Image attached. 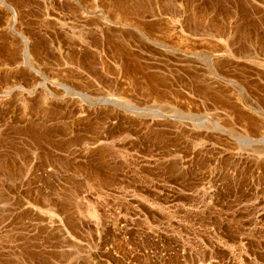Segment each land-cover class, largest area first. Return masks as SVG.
Segmentation results:
<instances>
[{
	"label": "rangeland",
	"instance_id": "obj_1",
	"mask_svg": "<svg viewBox=\"0 0 264 264\" xmlns=\"http://www.w3.org/2000/svg\"><path fill=\"white\" fill-rule=\"evenodd\" d=\"M263 48L264 0H0V264H264Z\"/></svg>",
	"mask_w": 264,
	"mask_h": 264
},
{
	"label": "bare ground",
	"instance_id": "obj_2",
	"mask_svg": "<svg viewBox=\"0 0 264 264\" xmlns=\"http://www.w3.org/2000/svg\"><path fill=\"white\" fill-rule=\"evenodd\" d=\"M110 3V2H109ZM114 3V2H113ZM77 5V4H76ZM111 5V4H110ZM109 8V10L107 11V14L109 15V17L106 15V12H105V10L103 9V12H102V14L103 15H101L100 17L102 18V20H104L105 22H114L115 24L116 23H119V24H127V26H128V24L130 23L129 21H127V19H125V16H123L122 15V12H120V10H122L121 8H120V10L117 8V7H108ZM194 16V15H193ZM130 20V19H129ZM153 25V24H152ZM130 26L132 27H134L135 29H136V31H138L140 34L139 35H141L142 37H147L143 32H142V29L139 27V26H137V25H135V24H132V23H130ZM150 29V28H149ZM156 31V30H155ZM101 39H102V36L100 37ZM28 40V39H27ZM26 39H24V53H25V56L29 59V57H30V51H31V47L29 46V41H27ZM119 40V39H118ZM104 41V40H103ZM108 42V41H107ZM31 45V44H30ZM115 46V45H114ZM115 49H116V47H114ZM264 49V48H263ZM128 50V49H127ZM118 51V50H117ZM236 54V53H235ZM121 57V56H120ZM243 58H245V59H249V60H253V61H255V62H258L259 61V58L256 56V57H249V56H244ZM123 60V59H122ZM261 61V60H260ZM264 61V60H263ZM134 62H136V61H134ZM262 64H264V63H262ZM121 65V64H120ZM119 65V66H120ZM260 66H262L261 64H260ZM146 71V70H145ZM128 73V72H127ZM74 74V73H73ZM137 74V73H136ZM150 77V76H149ZM153 80V79H152ZM155 81V80H154ZM125 87V86H124ZM256 87V86H255ZM148 90V89H147ZM130 93V92H129ZM124 101V100H123ZM106 102V104H108V103H113L114 101H105ZM131 106V105H130ZM25 109V108H24ZM129 111H130V109H129ZM228 118V117H227ZM251 122V121H250ZM249 122V123H250Z\"/></svg>",
	"mask_w": 264,
	"mask_h": 264
}]
</instances>
